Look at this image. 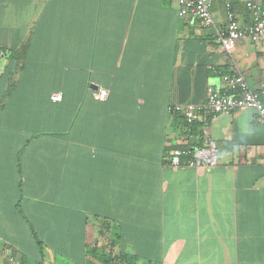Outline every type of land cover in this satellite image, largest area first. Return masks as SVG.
Here are the masks:
<instances>
[{"label":"crops","instance_id":"crops-1","mask_svg":"<svg viewBox=\"0 0 264 264\" xmlns=\"http://www.w3.org/2000/svg\"><path fill=\"white\" fill-rule=\"evenodd\" d=\"M252 1L211 0L212 28L179 17L177 0H0L1 86L13 64L10 80L19 89L25 83H36V89L38 83L78 81L90 90L96 84L113 92L104 136L99 123L106 121L98 107L79 106L77 121L87 138L80 143L125 151L121 157L92 155L89 148L80 155L81 192L90 191V162L125 163L121 173L110 174L111 189L97 186L96 193L131 195L136 182L142 185L138 196L120 206L119 220L111 221L112 254L123 247L143 258L137 264H264V125L254 122L248 108L216 115L206 128L185 127L182 115L166 110L171 103L204 101L225 73H241L252 89H264V46L242 40L225 52L216 39V30L226 26L225 3L247 26ZM91 48L94 60L87 54ZM70 57L78 70L67 67ZM54 92L60 90L48 93ZM128 97L137 98L138 106ZM205 135L215 143L214 166L166 162ZM94 180L97 184L102 176L95 174ZM99 225L90 217L88 242L98 236ZM120 225L125 233L118 239ZM89 227L95 229L92 238ZM44 264L75 263L54 252L44 256Z\"/></svg>","mask_w":264,"mask_h":264},{"label":"trees","instance_id":"trees-1","mask_svg":"<svg viewBox=\"0 0 264 264\" xmlns=\"http://www.w3.org/2000/svg\"><path fill=\"white\" fill-rule=\"evenodd\" d=\"M125 27L124 23L118 31L119 46L125 38ZM87 54L94 60L95 49L87 50ZM124 59L125 50H122L119 70ZM66 62L68 68L78 70L75 58L70 57ZM12 70L13 64L6 74V82L0 84V243L17 252L25 264H44L46 248L75 264H137L143 258L124 251L123 247L112 254L110 229L111 221L119 220L120 208L125 207L130 196L139 195L142 185L136 182V192L129 193L131 195L126 192L96 193L97 186L110 190L113 185L110 174L121 173L125 164L108 160L86 163L92 168L89 171L90 191L81 192L79 187L80 155L85 157L89 148H93L92 155H125L122 148L104 144L88 147L80 143L87 138L86 131L81 133L77 122L79 106L100 109L106 121L99 123L101 136H104L108 131L105 129L109 123L107 108L112 106L113 92L100 101L93 97L88 83L84 85L78 81L38 83L36 89H33L36 83H25L24 88L19 89L10 80ZM51 89L60 90V101L51 100V93H48ZM125 100L135 101L137 105L138 99L128 97ZM127 105L131 103L122 106ZM182 119L185 127L192 125ZM166 162L169 164V159ZM95 174L102 176L97 184ZM99 196L98 203L95 197L99 199ZM111 198L116 200L113 204ZM90 217L100 220V225L98 236L88 242ZM124 233L125 227L120 225L118 239Z\"/></svg>","mask_w":264,"mask_h":264},{"label":"built area","instance_id":"built-area-1","mask_svg":"<svg viewBox=\"0 0 264 264\" xmlns=\"http://www.w3.org/2000/svg\"><path fill=\"white\" fill-rule=\"evenodd\" d=\"M211 0H177V14L181 18L199 21L203 27H215L212 17ZM250 22L242 25L235 9L230 2L225 3L224 30H216V39L225 52L240 41L248 40L254 45L264 46V5L254 0L247 3ZM220 87H209L204 101L200 103H171L166 110L169 114H180L188 125L200 123L207 127L209 120L216 115L228 114L238 108L254 110L253 120L264 125V89H252L241 73L222 74ZM97 100H105L108 90L98 87L92 93ZM52 101H60L61 94L54 92ZM207 135V134H206ZM202 142L193 147L177 150L169 157L172 166L186 165L189 167H212L216 164V150L213 140L206 136ZM4 264H25L20 255L11 247L1 249Z\"/></svg>","mask_w":264,"mask_h":264},{"label":"rangeland","instance_id":"rangeland-1","mask_svg":"<svg viewBox=\"0 0 264 264\" xmlns=\"http://www.w3.org/2000/svg\"><path fill=\"white\" fill-rule=\"evenodd\" d=\"M3 60H4V58H2L0 62H2ZM94 231H95V229L93 227H89L88 234H89L90 238H92L94 236ZM52 253H54V252L51 249H49V248L45 249V255L47 256V258H49V256L52 255Z\"/></svg>","mask_w":264,"mask_h":264},{"label":"water","instance_id":"water-1","mask_svg":"<svg viewBox=\"0 0 264 264\" xmlns=\"http://www.w3.org/2000/svg\"><path fill=\"white\" fill-rule=\"evenodd\" d=\"M90 87H91V89L96 90L98 88V85L92 84Z\"/></svg>","mask_w":264,"mask_h":264}]
</instances>
